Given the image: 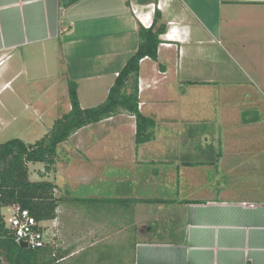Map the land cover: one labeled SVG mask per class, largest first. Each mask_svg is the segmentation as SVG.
<instances>
[{
    "label": "rangeland",
    "instance_id": "rangeland-1",
    "mask_svg": "<svg viewBox=\"0 0 264 264\" xmlns=\"http://www.w3.org/2000/svg\"><path fill=\"white\" fill-rule=\"evenodd\" d=\"M181 1L185 5L171 4L170 11H165L166 17L175 16L180 24L186 23L192 38L200 41L196 43L194 40V43L187 45L189 53H186L184 72L180 70L178 79L172 72L177 56L161 58L158 61V64L164 63L169 71V96L181 101L180 106L170 103L165 110L175 115V123L172 125L177 134L175 137L183 138L184 123L207 124L221 130L224 126L237 125L242 123L240 119L243 111L250 112V117L258 115L259 120L256 122L263 123L264 126V4L242 5L225 0ZM110 20L114 22L117 18ZM197 20L204 25L203 29L199 28ZM91 29L93 26H87L81 32L76 29L78 34H64L59 39L8 51V57L0 63V87L9 81L0 90V143L12 138L33 143L48 131L55 118L67 111V79L72 74V57L69 56L72 49L69 43L84 45L79 48L81 54L92 53L90 48L99 46V42L96 36L83 35ZM116 29L119 30L118 37L125 38L126 44L132 45L127 44L132 50L133 42L138 41V35L123 36L129 27L127 30L122 27ZM62 42L66 44L63 46ZM107 44L110 49L117 48L113 42L108 41ZM115 62L116 59L112 67L116 68L120 63ZM82 69L94 70V67L85 66ZM181 75H184V79L191 80L212 77L214 82L187 86L179 83ZM181 88L187 89V93L179 96ZM81 89L84 90L83 85ZM46 91L47 99H41L40 95ZM96 92L99 94L96 93L88 102L81 91V102L86 107L98 105L103 97L101 98L99 89ZM36 110L42 112H35ZM187 112L191 115H186ZM125 114L128 113L119 112L112 116L113 119L109 117L111 119L106 123L77 130L67 141L57 146L56 160L49 171L45 169L44 163L28 164L31 180H50L56 185L54 195L60 198L57 217L41 221L40 224L45 241H52L61 249L69 250L59 264H77L82 255L86 264H130V244L133 240L138 242H135L133 264H141L136 258V252L137 255L148 253L152 257L158 254L157 249L143 248L147 239H174L173 231L179 224L176 217L179 208L174 206L170 209L165 206L169 210L163 211L159 205L141 204L134 216L137 202L132 200L137 197L155 198L152 196L160 194H168L163 198L174 199L176 202L184 197H194L186 186L191 182L190 179L182 181L180 186L173 170L166 172V178L160 175L156 178L157 175L152 173L153 168L162 169V166L159 163L153 165L149 162L150 157L142 158L140 169L139 164H132L130 158H127L128 150L132 152L129 142L132 141L133 130L129 121L125 120ZM156 131L157 129L154 130ZM263 131L252 132L249 137L246 135L249 133L247 130L233 129L225 133L229 139L238 140V148L245 151L260 145L264 147V136H260L264 135ZM157 132L156 143L146 145L145 153L164 149L162 142L166 134L162 128ZM221 133L224 137V133ZM253 136L263 141L243 142ZM188 169L183 171H192ZM181 174L183 172L180 171ZM186 177L188 178L187 175H182V179ZM206 177L211 182L216 178L213 172H207ZM123 189L124 197L130 198L127 205L118 202L111 204L104 201H82L85 197L121 198ZM1 213L4 217L10 215L9 207H3ZM156 261L159 264L164 263L163 259ZM0 262L7 264L1 254ZM152 262L149 264H153Z\"/></svg>",
    "mask_w": 264,
    "mask_h": 264
},
{
    "label": "crops",
    "instance_id": "crops-1",
    "mask_svg": "<svg viewBox=\"0 0 264 264\" xmlns=\"http://www.w3.org/2000/svg\"><path fill=\"white\" fill-rule=\"evenodd\" d=\"M225 1L242 5L264 4V0ZM67 3L68 0H0V63L8 57V51L59 39L64 34H78L76 29L81 32V29L93 26V29L83 34L96 36L99 42V46H90L92 53L81 54L79 48L84 45L69 43L72 49L69 51V56L72 57V74L69 75L68 72L69 79L67 80L73 79L72 81L76 83L79 104L82 108H86V105L80 100L81 91L84 92L85 99L89 102L99 89L102 93L100 96L104 100L115 76L129 58L128 54L135 51L138 41L133 42L131 50L128 45H132L130 43L127 45L122 36L118 37L117 31L119 30L116 29L122 27L127 30L129 27L122 35H137L141 23L132 9H137L141 15L147 14L146 21H150L154 18V12L149 9L148 4L159 3L160 7H156L161 14L159 23H166V33L160 35L163 42L158 46L157 59L144 58L141 60L139 68V109L143 114L155 120V130L163 129L166 134L162 142L164 149L160 152L145 153L146 145L156 143L158 132H154L155 137L152 141L136 144L134 141L135 117L125 114V118L127 117L125 120L129 121L130 124H128L133 130L132 141L129 142L132 152L128 150L131 156L127 154V158H130L128 159L132 164H139V169L142 158H147V156L150 157L148 160L153 165L161 164L162 169L153 168L152 173L157 175L156 178L160 176L166 178L168 174L166 172L173 170L176 172L173 175L178 177L180 186L182 181L190 179L191 182L189 181L186 186L194 194V197H184L179 202L171 199L173 200L170 201L171 204L150 203L159 205L163 211L169 210L165 206H169L170 209L177 206L179 211L176 212V217L179 219V224L173 231L174 239H147V244H143V248L157 249L158 254L157 256L154 254L152 257L148 253L137 255L136 252L139 263L149 264L155 259V262L152 263L159 264L156 259H163L164 263L162 264H264V147L260 145L255 149L250 148V150L244 151L242 148H238V140L229 139L225 133L227 130L232 131L233 129L235 131L236 129L247 130L249 133L246 135L249 137L252 132L257 133L259 130H264L263 123H239L233 126H224L222 130L207 124L184 123L182 130L185 133L183 138L179 139L175 137L177 134L174 131L175 128L172 127L175 123L173 119L175 115L165 112L166 105L173 103L180 106L181 101L169 96L167 91V84L170 80L167 76L169 71L164 63L159 62L158 64V61L161 58L177 56L172 72L178 79L180 70L184 72L186 53H189L187 45L200 41L192 38L186 23L180 24L175 16L166 17L167 12L165 11H170L171 4L179 3L178 5H180L181 3L182 5L183 3L185 5L184 1L77 0L71 4ZM183 9L186 11L185 7ZM62 16L65 21L62 20ZM110 18H117V20L112 22ZM197 21L199 28L203 29L204 25L201 21ZM108 41L113 42L117 48L114 50L107 47ZM65 44L62 42L63 46ZM116 51L120 53H115ZM115 59V63H120L116 68L112 67ZM81 66L83 68L92 66L94 70L82 69ZM110 72L112 73L110 74ZM181 76L179 83H185L187 86L206 85L214 82L212 77L191 80L184 79V75ZM71 77L73 78L70 79ZM8 83L9 81L1 86L0 90ZM81 84L84 90L81 89ZM179 92V96L184 95L187 93V89L181 88ZM46 94L47 91L42 93L40 98L47 99ZM51 96L53 95L51 94ZM69 108L70 104H68L67 110ZM161 108L163 109L161 110ZM35 112L41 113L42 111L36 110ZM186 115L191 114L187 112ZM111 118L87 125L82 129L86 130L93 127L94 124L106 123ZM221 132L224 133V137ZM248 139L250 140L246 139L247 141L243 140V142L263 141V139L254 136ZM129 144L127 145L129 146ZM188 168L195 173L183 171ZM180 171L188 178L182 179L183 174L180 175ZM207 172H213L216 176L213 182L206 177ZM243 174L246 175L243 176ZM199 180L203 181L198 182ZM121 192H123L121 196H124V189ZM165 196L168 194L152 197L163 198ZM136 204L134 216L137 207L149 203L137 202Z\"/></svg>",
    "mask_w": 264,
    "mask_h": 264
},
{
    "label": "trees",
    "instance_id": "trees-1",
    "mask_svg": "<svg viewBox=\"0 0 264 264\" xmlns=\"http://www.w3.org/2000/svg\"><path fill=\"white\" fill-rule=\"evenodd\" d=\"M75 1L77 0H68L67 4ZM153 16L150 27L146 28L139 24L137 47L115 76L106 98L101 103L94 107L82 108L79 104L76 83L68 80L70 108L53 120L47 132L33 143L19 138L0 143V254L7 264H59L64 255L69 252L52 241H45L41 247H22L4 223L1 209L10 206L28 210L37 222L53 220L57 217L60 198L54 195L56 185L50 180H31L28 167L30 162L44 163L45 169L49 171L55 163L59 144L67 141L77 130L119 112H127L135 117L134 141L136 144L147 143L154 139L155 120L139 109L140 62L144 58L157 59L158 46L163 42L160 35L166 33V23H159L161 14L158 9L154 11ZM240 120L242 123H250L258 121L259 117L258 115L250 117V112L243 111ZM102 199L104 198L85 197L82 201H104L111 204L118 202L127 205V201L130 200L124 196ZM132 201L165 203L173 200H165L161 197H137ZM38 228L42 229L41 226ZM130 239L133 240L132 237ZM135 242L133 240L130 244V255H132L129 258L132 262L130 264L134 263ZM81 258L77 264H86L83 255Z\"/></svg>",
    "mask_w": 264,
    "mask_h": 264
},
{
    "label": "built area",
    "instance_id": "built-area-1",
    "mask_svg": "<svg viewBox=\"0 0 264 264\" xmlns=\"http://www.w3.org/2000/svg\"><path fill=\"white\" fill-rule=\"evenodd\" d=\"M151 11H155L156 7H160V4H148ZM132 12L137 16L141 24L148 28L152 24V20L146 21L148 15H141L137 9H132ZM141 104V103H140ZM10 215L4 217L5 225L11 230L17 243L25 242L27 246L32 248L41 247L45 243V237L41 226V222H37L35 218L26 209H22L18 206H10Z\"/></svg>",
    "mask_w": 264,
    "mask_h": 264
},
{
    "label": "water",
    "instance_id": "water-1",
    "mask_svg": "<svg viewBox=\"0 0 264 264\" xmlns=\"http://www.w3.org/2000/svg\"><path fill=\"white\" fill-rule=\"evenodd\" d=\"M19 244H20V246H22V247H27V244H26L25 242H20Z\"/></svg>",
    "mask_w": 264,
    "mask_h": 264
}]
</instances>
